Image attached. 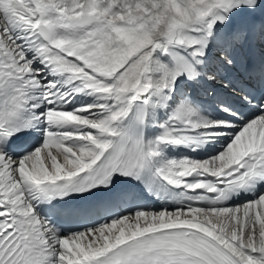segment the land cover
Here are the masks:
<instances>
[{
  "label": "snow or ice",
  "instance_id": "6c2138e0",
  "mask_svg": "<svg viewBox=\"0 0 264 264\" xmlns=\"http://www.w3.org/2000/svg\"><path fill=\"white\" fill-rule=\"evenodd\" d=\"M0 264H264V0H0Z\"/></svg>",
  "mask_w": 264,
  "mask_h": 264
}]
</instances>
